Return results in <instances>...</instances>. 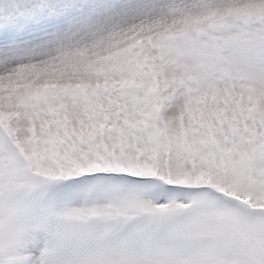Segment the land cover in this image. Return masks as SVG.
Here are the masks:
<instances>
[{
  "label": "snow or ice",
  "instance_id": "6c2138e0",
  "mask_svg": "<svg viewBox=\"0 0 264 264\" xmlns=\"http://www.w3.org/2000/svg\"><path fill=\"white\" fill-rule=\"evenodd\" d=\"M0 264H264V0H0Z\"/></svg>",
  "mask_w": 264,
  "mask_h": 264
}]
</instances>
